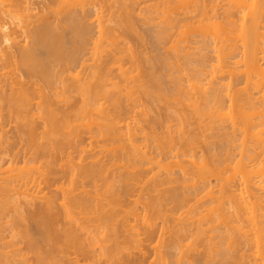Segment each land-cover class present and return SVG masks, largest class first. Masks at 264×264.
Masks as SVG:
<instances>
[{
  "label": "bare ground",
  "instance_id": "1",
  "mask_svg": "<svg viewBox=\"0 0 264 264\" xmlns=\"http://www.w3.org/2000/svg\"><path fill=\"white\" fill-rule=\"evenodd\" d=\"M91 1L94 4L93 0H0V167L5 164L14 166L19 157L23 160L24 153L28 152L26 148H31L34 151L31 154L39 157L38 153L41 156L44 152L47 154L55 148H63L72 135L81 140V129H75L85 126L81 123L80 119L84 118L81 114L90 112L91 115V110H98V106L102 107H99V113L93 111L96 113L93 116L98 119L90 122L97 127L94 126V133L90 128L92 140L101 137L102 140L113 141L110 145L112 152L109 154L108 149L107 153L111 156L106 161H101V155L97 162L92 157L95 161L92 163L88 155L95 153L90 151L92 154H87V158L92 164L87 161L85 164L88 165L79 162L80 168L76 165L79 179H83L82 189L91 181L99 183L106 177V183L103 182V186L107 184L105 190L99 188L88 193V190L79 191L81 187L78 184L76 192L81 193L67 192V189L65 192L64 189L60 204L57 187L56 195L48 188L55 183L54 177L50 176L56 174L53 163H48L50 157L44 160L49 159L46 174L49 173L53 182L45 183L48 194L41 196V188L37 192L29 187L32 182H39L40 176L36 177V171L33 173L27 169L23 176L17 175V179H0V222L7 221L2 227L5 231L1 233L6 235L4 238L11 239L0 245V264H137L138 259L133 256H122L127 259L121 262L122 257L120 260L118 256L126 248L123 244L127 243L128 250V244L133 243L132 249L136 244L139 248L142 235L152 240L159 219L163 222L170 219L169 226L172 221L176 222L175 227L171 225L173 233L172 228L169 232L172 239L162 242L165 250L161 256L160 252L157 253L160 260L156 259V262L160 264H264V0H163L162 6L159 2L156 6H147L145 14L149 17L140 23L149 22L147 25L151 26L158 17L161 18L152 29L147 27L148 30L150 28L146 30L148 33L142 31L147 35H144L147 44L150 40L155 55L143 58L142 67L135 60L138 64L134 70L139 72L135 76L131 74L133 68L126 69L124 61L135 57L131 50L133 43L127 47L128 39H135L142 45L146 42L138 31L141 24L139 28L138 21L134 24L133 6L139 1L112 0L116 11L109 18L106 10L104 12L101 8L100 14L98 6L92 5ZM38 9L40 12L34 14ZM155 13L157 18L155 15L152 17ZM103 17L107 19L103 21ZM123 40L127 42L120 44ZM109 49L112 52L108 55ZM162 50L166 52L162 54ZM97 55H100L99 60ZM101 55L105 56L103 60ZM91 60L95 64H89ZM132 83L135 85L130 88ZM125 84L130 85L121 90ZM122 91H126V95L123 96ZM138 93L146 98L143 102L148 101L149 104L169 103L173 98L176 106L170 108L169 113L173 112L174 119L178 121L177 137L167 127V135L154 140V148L149 143L141 146V139L147 136L150 140L148 136L158 135L154 129L163 122L160 120L162 117L150 116L148 109L149 114L143 113L151 117L150 123H147L148 117L143 122L148 124L145 129L149 135L140 138L138 128H132L124 121L126 132H122L121 118L130 113L129 101L138 108L136 100L142 97L135 98ZM124 97H127L128 106ZM103 101L109 104H106L108 109ZM88 117L87 121H90ZM15 119L19 121H15L19 123L15 130V135L19 134L17 139L7 129ZM78 120L80 124L76 122ZM66 128H71L69 138L62 133ZM41 130L43 132L39 133ZM40 138L43 140L41 143ZM149 140L146 141H153ZM201 140L208 153L207 159L200 160L199 157L197 160L195 153L186 157L183 153L185 159L174 154L178 149L196 150ZM125 141L129 149L124 147ZM18 145L22 146L21 150L26 145L25 151L19 149L24 156L15 151ZM103 146L106 148L105 144ZM81 147L83 151L84 147ZM95 148L89 150L94 151ZM104 148L97 149L96 154L100 151L104 154L107 151ZM125 148L138 158H126ZM49 153L46 156H52ZM118 164L122 166L119 168L121 172L109 174L114 170L110 168H116ZM141 164L154 165L159 173L153 172L152 175L153 168L142 169ZM75 168L72 172L76 171ZM228 170L231 174L226 173ZM140 173L148 177L146 189L143 185L140 191L142 194L143 189L147 190L148 194L146 202L140 203L145 205V213L138 212L136 204L140 199L136 201L134 194H130L133 187L137 186L138 190L141 186L134 184L135 181L139 184L143 181V175L138 179ZM212 178H217L220 188L218 195L211 197L215 193L211 187ZM95 183L93 185L96 186ZM36 185L35 188L41 183ZM125 195L132 196L135 205L119 210ZM208 197L210 199L203 201ZM209 200L211 203L206 204ZM192 202H196L198 207L194 205L192 208ZM204 204L211 206L207 208ZM201 205L206 207V214L198 212L203 207ZM187 207L188 211L177 217L176 212ZM139 219H142V227L136 225ZM125 231L130 233V237L127 232L123 234ZM122 235L127 236V239L125 236L122 239L127 240L124 243H121ZM187 239H192L191 245L186 247L190 251L182 252V244ZM153 241L154 238L150 242ZM200 245L203 247L201 252L198 249ZM244 247L251 250L247 257L242 251ZM7 248L12 252H7ZM18 257L21 260H17Z\"/></svg>",
  "mask_w": 264,
  "mask_h": 264
},
{
  "label": "rangeland",
  "instance_id": "2",
  "mask_svg": "<svg viewBox=\"0 0 264 264\" xmlns=\"http://www.w3.org/2000/svg\"><path fill=\"white\" fill-rule=\"evenodd\" d=\"M86 1H87V0H86ZM93 1H94V4H93L92 1H91V3H92V5H96V6H98V7H96V8L98 9V12L101 11V8H102V11H104V12H105V10H106L105 13H106V15H107L108 18L111 16V14H113L112 12H115V11H116V9H113V8L115 7V6H113V5H114L113 3H115V2H113L114 0H113V1H112V0H96V1L93 0ZM99 1H100L101 3H99ZM106 1H107V3H106ZM110 1H111V2H110ZM137 1H139V2H137L136 4L134 3V6H133V4H132V6L135 8V9H134V10H135V14H134V15H135V17H134V24L136 25V22L138 21L139 24H137V28H139V25L141 24V25H140V29H138V31H139V33H140L141 35H143V40L146 41V39H144V37L147 36L146 33H148V32H146V30L149 31L150 28L152 29V28L154 27V24L157 25L158 23H160V22H159V21H160V20H159L160 17L157 18L156 13L153 14L152 17H155V16H156L155 18H157V21H154V24H153V22H150V24H151V23L153 24V25H151V26H150V25H147L149 22L140 23L139 21H142V20L144 21V20H145L144 18L149 17L148 14H147V15H148L147 17H146V14H145V12L147 13V11H146V10H147V9H146L147 6H151V7H152L153 5L156 6V4L158 5V2L160 3V6H162L164 3L162 4L161 1H162V2H164V1H163V0H137ZM102 2H103L104 4H102ZM141 2H142V3H141ZM95 3H96V4H95ZM98 3H99V4H98ZM105 3H106V4H105ZM111 3H112L113 5H112ZM138 3H141V4H138ZM101 4H102L103 6H104V5H106V6L103 7V6H101ZM107 4H108V5H107ZM161 4H162V5H161ZM135 5H136V6H135ZM138 5H139V6H138ZM108 6H110L111 8H109ZM105 7H106V8H105ZM107 7H108V8H107ZM137 8H138V9H137ZM107 10H108V11L110 10V11L108 12ZM114 10H115V11H114ZM35 11H37V12H35ZM35 11H33V13L35 12L34 14L40 12L39 9H38V10H35ZM104 12H103L102 14H104V16H105V13H104ZM107 12H108L109 15L107 14ZM140 13H141V16H140ZM153 13H154V12H153ZM100 14H101V12H100ZM137 15H139V16H137ZM154 15H155V16H154ZM102 16H103V15H102ZM107 17H105V18L107 19ZM136 17H137V18H136ZM142 17H143V18H142ZM105 18L103 17V19H104L103 21L106 20ZM135 18H136V21H135ZM140 19H141V20H140ZM160 19H161V18H160ZM143 21H142V22H143ZM155 22H156V23H155ZM143 24H145V26H144ZM141 26H142V27H146V28H147L148 26H150V28H149V30H148V28H147V29L145 28L144 30H142V27H141ZM140 30H141V31H140ZM142 31H145L146 33L144 32V33H145V34H144ZM118 33H119V32H118ZM144 35H145V36H144ZM119 36H120V35H119ZM121 38H122V37H121ZM148 38H149V37H147V40H148ZM122 39H123V38H122ZM119 40H121V39H119ZM129 40L131 41V39H128V45H127V47L130 48L129 44H132V43H133V44H132L133 47H132V45H131V47H132L131 50H133L134 53H135V57H134L135 59H134V58H132V59H131V58L128 59V60H130V62H129L128 60H125V61L123 60V61L125 62L126 69H128V68L132 69V68H133V71H132L133 73L131 72V74H132V75L134 74L133 76H135V75H137V74L139 73L138 70H137V71L134 70V68L137 66L136 64L139 63V64H138L139 67L144 66L143 63L141 62L142 59H143V58H146V57H149V56H150V57H151V56H154V55H155V52H153L154 50H152L153 48H152V46H150V44H151L150 40H148V41H149L148 44H147V41L144 42V43H145V44H143L144 46H143L141 43L139 44L138 41H135V39H132L131 43H130ZM125 41L127 42V40H125ZM125 41L123 40V41H120V42L117 41V42H119L120 44H122V43L125 42ZM121 42H122V43H121ZM119 43H118V44H119ZM118 44H117V45H118ZM134 44H136L137 46L134 45ZM140 45H142V46H140ZM105 46H106V45H105ZM138 46H139V49H138ZM149 46H150V47H149ZM140 47H141V48H140ZM142 47H143V48H142ZM144 47H145L146 49H145ZM147 47H148L149 49H148ZM114 48H116V47H114ZM129 48H128V49H129ZM151 48H152V49H151ZM136 50H137V51H136ZM140 50H141L142 53L140 52ZM144 50H145V51H144ZM150 50H151V51H150ZM106 51H107V50H106ZM147 51H148V52H147ZM107 52H108V55H109V53L111 54L112 51L110 52V49H109V51H107ZM107 52H104V53H107ZM143 52H144V55H143ZM149 52H150V53H149ZM163 52H166V51H165V50H164V51L162 50V54H164ZM136 53H137V54H136ZM151 53H152V54H151ZM153 53H154V54H153ZM139 54H140V55H139ZM141 54H142V55H141ZM150 54H151V55H150ZM103 55H106V54H103ZM108 55H106V56H108ZM97 56H98V55H97ZM97 56H95V57L97 58ZM99 56H100V55H99ZM99 56H98V58H97L98 60H99ZM136 56H137V58H136ZM142 56H143V57H142ZM144 56H145V57H144ZM103 57L105 58V56H102V55H101V58H100V59L103 60ZM126 58H128V56H127ZM124 59H125V58H124ZM133 59H134V61L137 59L136 61H137L138 63H136V61L134 62ZM96 61H97V60H96ZM131 61H133L135 64H134L133 62H131ZM139 61H140V62H139ZM98 62H99V61H98ZM98 62H97V63H98ZM128 62H129V63H128ZM90 63H91V65H92V64H95V61L91 60V61L89 62V64H90ZM120 63H122V62L120 61ZM120 63H119V64H120ZM132 63H133V64H132ZM140 63H141V65H140ZM131 64H132L133 66H131ZM122 65H124V63H123ZM135 65H136V66H135ZM120 66H121V64H120ZM127 67H128V68H127ZM134 71H135V72H134ZM132 75H131L130 78L133 77ZM207 80H208V79H207ZM129 81H130V80H129ZM131 81H132V80H131ZM241 82H242V81H241ZM124 83H125V82H123L121 85L123 86ZM130 83H131V82H130ZM127 84H128V83H127ZM129 85H130V84H129ZM129 85L126 86V84H125V88H121V90H122V89L125 90L126 87H129ZM134 85H135V84L132 83L131 86H130V88H133ZM132 86H133V87H132ZM123 93H124V94H123ZM122 94H123V96L126 95V91H122ZM136 95H137V96H136ZM136 95H135V98H137V99H139V97L142 96L141 94H140V95H141V96H140L139 93L136 94ZM138 96H139V97H138ZM124 98H125L124 100H126L125 104H127V106H128V102H127L128 100L126 99L127 97H124ZM145 99H146V98L143 99V96H142L139 100H136V102L138 101L137 103H139V104L137 105L138 108H137L136 106L133 107V106H132V101H129V105L132 107V109H130V108H131L130 106H129L130 108H129V107H128V108L132 111V114H133V115H132V114H131L132 116L130 115L131 111L128 109V111H129L130 113L127 111V114L129 113V115L127 116V115L125 114L126 116H125V115H124V116H125L126 118H124V119L121 118V120H122V122L124 121V122H127L128 124L130 123V125H131L132 128H138L139 137L141 138V137H145V135H149L148 133H150V132H147V133H146L147 129H145V128H147V125H148L147 123H148V122L150 123V119H151L150 116H153V117H154V116H156V117H157V116H158V117H162V119L160 118V120H162L163 122H160V124L157 125L158 128L156 127V128L154 129V130H155V133H157L158 135L160 134V135H159V136L157 135L158 137H157V136H152V137H151V136H148V138H150V140L153 139V141H150L149 139H147V138H146L147 136L145 137V139H141V140H140V141H141L140 144L143 143V145H141V146H144L145 144L149 143L150 147H151V148H154V147L156 146V144H153V143H156V142H154V140L157 141V139H160V138L162 139V138H164V137L167 135V134H166V133H167V130H168L167 127H170L169 130L172 129L174 132H173L172 130H170V131H172V132L174 133L173 135H174L175 137H177L176 135H178V134H176V131L178 130V129H177V128H178V127H177V126H178V121L175 120L176 118L174 117L175 114H173V112H172L171 114L169 113V112H171V110H169V109H170V108H173V107L175 108L176 105H174L175 103H174L173 98L171 99L172 101L170 100L171 103L169 102L171 105H170L169 103H165V102H163V103L161 102L160 104H159V103H154V104L151 103V104H149L148 101H147V102H146V101L143 102ZM175 99H176V98H175ZM104 102H105V101H103L102 103H104ZM172 103H173V104H172ZM106 104H107V103L105 102L104 107L106 106V108H107V107H108L107 105H109V104H107V105H106ZM146 104H149V105H146ZM133 105H136V103H134ZM158 105H159V107H158ZM160 105H161V106H160ZM162 105H163V107H162ZM169 105H170V107H169ZM173 105H174V106H173ZM166 106H167V107H166ZM99 107H100V106H98V110H100V109L102 108V107H100V109H99ZM149 107H150V108H149ZM180 107L182 108L183 106H180ZM109 108H111V107H109ZM133 108H134V109H133ZM135 108H136V109H135ZM107 109H108V108H107ZM147 109H148L150 112H149ZM152 109H153V110H152ZM155 109H156V110H155ZM160 109H161V110H160ZM94 110H96V111L98 112L97 108L94 109ZM94 110H91V111H92V112H91V115H89L90 112H89V113H86V114H85V113L81 114V116L83 115L84 118L86 117V115L89 116V117H88V116H87V117L89 118L90 121H87V117H86L85 119H84V118H83V119H80V120H81V123L85 124V126H84V125H80V126H81V128H80V127H79V124H80L79 120L76 121L77 123H79V124H78V127H79V128H75V129H77L78 131H79V129H81V135H80V138H81V140H82V139H85V142H83L84 140L81 141L80 139H78L77 137H74L73 135H72V136H73L74 138H73L72 136L69 138L68 136H69V132H70V129H71V128H66V130L64 129V130L62 131V133H64V135H66V136L69 138V141H65V142L67 143V145H66V143H65V145H63V146H64V147H63L64 149L61 148V147H62V146H61V147H59V148H55L54 151H51L53 157H52V156H46V155H48V153H49L50 151H49V152L47 151V152H48L47 154L44 152L41 156H40V153H38V156H39V157H36V156H35L36 154H35V155L31 154V153L34 152V151H31V148H30V149H27V148H26V151H28L29 154H28V152H26V153L23 152L24 155L26 154V155L24 156L23 153L21 154V152H20V150L22 149V146L20 147V145H18V146H16V150H15V151H16V152L19 151L20 154H21V156H22V155L24 156V159L22 160V159H20V157H19V158H18L19 160H18L16 163L14 162L15 164L13 163L14 166H12L11 164H10V165L5 164V165H3L4 167L2 166L3 168L0 167V172H1V173H0V175H1V176H0V179H2V178H5V179H7V178L14 179L15 177H16V179H17V175L23 176L24 172H25V171H28V170H29V171L32 170L33 173H36V172H37V173H36V177L40 176V177H38L39 179H37V180H39V182L41 183V185H40V183H39L38 181H36L35 184H34L33 182H32L31 184L29 183V184H30L29 187H30V188H33L34 191H35V189H36L37 192H39V191L42 189V190L40 191V192L42 193V194H40L41 196H43L44 194H48V192H49L50 189H51V191H52V192H50V193L55 192V193H53V194L56 195V191H55V189H56V187H57V194H58V192H59V196H61V197H57V198H58V199L60 198L59 203L61 204V202H62V201H61V198H62V196L64 195V191L66 192V189H67V192H68V191H69V192H70V191H73V192L75 193L76 191H78V190H77V187H78V189H79V185H80V187H81V185H82V187H83V184H84V183L82 184V181H81V180H83V179H79L80 175H79V173H78L79 171H77V170H78V167L80 168V165H81L79 162H81L82 165H88V164H85V163H86L87 161H88L89 163H91V161H89V158H90V160L92 159V163H93V162H95V161H96V162H97V161H100L101 158H102L101 161H102V160L104 161L105 159L107 160L108 157L111 156V155H109L110 152H112V151H111V147H110V145L113 144V141H111L110 139L108 140L107 138H106V140H104V138H103V140H102L101 137H100V139L98 138L99 140H98L97 138H96V139L94 138V140H95L96 142H94V140H92V139H93V138H92L93 134H91V133H94V132L96 131V130H95L96 125H95V124H94V125H91V124L93 123V121H96V120L98 119V118H96L97 116H93V115H96V113L93 114V111H94ZM143 112H147V113L149 112V113H150V116L148 115L149 113L147 114V113H143ZM151 112H152V113H151ZM163 112H165V114H164ZM98 113H99V112H98ZM141 113H142L143 115H142ZM157 113H158V114H157ZM84 114H85V115H84ZM144 114H147L148 116H146V115H144ZM159 114H161V115H159ZM162 114H164L165 116L162 115ZM140 115H141V116H140ZM92 116H93V118H92ZM124 116H123V117H124ZM142 116H143L144 118H143ZM168 116H169V117H168ZM90 117H91L92 120L90 119ZM127 117H128V118H127ZM147 117H148V120H149V121H147V123H146V125H145L144 123L146 122L145 119L147 120ZM149 117H150V119H149ZM170 117H171V118H170ZM94 118H96V119L93 120ZM163 118H164V119H163ZM165 118H166V119H165ZM172 118H173V119H172ZM174 118H175V119H174ZM125 119L128 120V121H126ZM141 119H144V120H141ZM167 119H169V120H167ZM139 120H140V121H139ZM13 121H14V122H15V121H16V122H19V121L16 120V119L13 120ZM141 121H142V122H141ZM143 121H145V122H143ZM14 122H12V123L10 124L11 126L8 125L10 128L8 127L7 129H10V132H11L10 135H12V136H13V135L16 136L15 138L17 139V135H19V134L17 133V134L15 135V130L17 129V128H16V124H17V126H18L19 123H16V122L14 123ZM76 122H75L74 125H76V127H77ZM84 122H85V123H84ZM87 122H88V123H87ZM90 122H92V123H90ZM124 122H123V123H124ZM139 122H140V123H139ZM123 123H121L122 126H123V131H122V132L125 133V132H126V126H127V124H126V123L123 124ZM161 123H162V124H161ZM166 123H167V124H166ZM13 124H15V125H13ZM89 124H90L91 127L89 126ZM125 124H126V125H125ZM12 125L15 126V127H13ZM86 125H88L87 128H86ZM144 125H145L146 127H143ZM159 125H160V126H159ZM161 125H162V126H161ZM94 126H95V127H94ZM124 126H125V127H124ZM133 126H135V127H133ZM165 126H166V127H165ZM12 127H13V128H12ZM83 127H84V128H83ZM164 127H165V128H164ZM171 127H172V128H171ZM14 128H15V129H14ZM90 128H92L91 130L93 131V132L91 131V133H90ZM96 128H97V127H96ZM124 128H125V129H124ZM142 128H143V129H142ZM42 129H43V128H42ZM67 129H68V130H67ZM84 129H86V130H84ZM141 129H142V131H141ZM144 129H145V131H144ZM11 130H12V131H11ZM94 130H95V131H94ZM136 130H137V129H136ZM78 131H76V132H78ZM82 131H84V132H82ZM143 131H144L145 133H143ZM148 131H150V130H148ZM156 131H157V132H156ZM13 132H14V133H13ZM16 132H17V131H16ZM40 132H43V131L41 130V131H39V133H40ZM87 132H88V134H87ZM140 132H141V133H140ZM72 133L74 134L75 132H72ZM83 133H84V134H83ZM162 134H163V135H162ZM40 135H41V134H40ZM155 135H156V134H155ZM161 136H164V137H161ZM154 137H155V139H154ZM76 138H77V139H76ZM71 139H73V140L71 141ZM75 140H76V141H75ZM79 140H80V143H79ZM143 140H144V142H142ZM146 140H147V141L149 140L150 142H147ZM202 140L204 141L203 138H202ZM202 140H201V141H202ZM42 141H43V140H42ZM42 141H41V138H40V139H39V143H41ZM98 141H99V142H98ZM100 141H101L102 143H101ZM103 141H105L104 144H105L106 148H104V146H103V145H104V144H103ZM145 141H146V142H145ZM203 141L200 142L201 144L197 145L196 150H195V149H190V148H189V149L192 150L193 152L190 151L189 149L187 150L188 152L185 151L186 149H184V150H183V149H182V150H179V149H178V150L175 151L174 154H175V155H177V154L179 155V154H180L181 157H183V159H185L186 156L195 153L196 156L198 155V156L196 157L197 160H198L199 157H200V160H201L202 158H203V159H204V158L207 159V158H208V153L205 152V151H207V150H206V147H204V143H203ZM77 142H78V144L82 145V147H84V150H85V151L87 150L88 152L83 153L84 150H83V151L80 150V147H81V146L78 145ZM82 142H83V143H82ZM93 142H94L95 144H94ZM97 142H98V144H97ZM106 142H107L108 144H107ZM109 142H110V143L112 142V143L110 144ZM204 142H205V141H204ZM74 143H75L76 145H74ZM81 143H82V144H81ZM99 143H100V144H99ZM123 143H125V144H123V145H125L124 147H126V146H127V141H125V142H123ZM138 143H139V142H138ZM21 144H22V143H21ZM24 144H25V143H24ZM24 144H22V145H24ZM69 144H70V145H69ZM90 144H92L91 147H90ZM102 144H103V145H102ZM106 144H107V145H106ZM151 144H152V145H151ZM93 145H95L96 148H95V146H93ZM97 145H99V147H100V145H101V146L104 148V151L107 150L106 152H104V151L102 150V152H104V154L106 153L105 156H104L103 153L101 154V151H100L98 154H96V153H97V151H96L97 149H98V151H99L100 149H102V147H100V148L98 147V148H97ZM108 145H109V146H108ZM115 145H116V144H115ZM115 145H114V146H115ZM118 145H119V144H118ZM121 145H122V144H121ZM121 145H120V146H121ZM153 145H154V146H153ZM69 146H71V147H69ZM87 146H88V147H87ZM92 146H93V147H92ZM107 146H108V147H107ZM199 146H200V147H199ZM201 146H202V147H201ZM18 147H19V148H18ZM25 147H26V145L23 147V150H24V151H25ZM27 147H29L28 144H27ZM82 147H81V149H83ZM89 147H90V148H89ZM112 147H113V146H112ZM115 147L118 148L117 146H115ZM203 147H204V148H203ZM20 148H21V149H20ZM60 148H61V149H60ZM74 148H75V149H74ZM87 148H88V149H87ZM92 148H93V149L95 148V150L92 151V150H93ZM126 148H128V147H126ZM126 148H125V149H126ZM19 149H20V150H19ZM89 149H92V150H89ZM108 149H110V151H109V154H108V156H107ZM128 149H129V148H128ZM23 150H21V151H23ZM51 150H52V149H51ZM59 150H61V151H59ZM126 150H127V149H126ZM77 151H78V152H77ZM81 151H82V152H81ZM90 151L93 152V154L95 153V155H90V154H89V153H91ZM95 151H96V152H95ZM129 151H130V150H127V151H125V152L129 153ZM195 151L197 152V154H196ZM19 152H18V155H19ZM54 152H56L57 154L54 153ZM125 152H124V153H125ZM51 153H49V154L51 155ZM53 153H54V154H53ZM127 153H125V157H126V158L129 157L128 159H130V158L137 159V158H138V157L135 158V156L133 157V155H131V153H129L130 155L127 154ZM183 153H185V155H184ZM206 153H207V154H206ZM44 154H45V156H44ZM81 154H82V155H81ZM87 154L90 155V156L88 155L89 158H87ZM91 154H92V153H91ZM126 154H127V155H126ZM182 154H183L185 157L182 156ZM59 155H60V156H59ZM85 155H86V158H87L88 160L85 158ZM101 155H102V156H101ZM204 155H205V156H204ZM206 155H207V156H206ZM27 156H29L30 158H33V159L36 158V159H35V162H33V159H32V161H31V160H28V159H30V158H28ZM32 156H33V157H32ZM34 156H35V157H34ZM81 156H82V157H81ZM95 156H96V157H95ZM97 156H99V157L97 158ZM100 156H101V158H100ZM127 156H128V157H127ZM130 156H131V157H130ZM49 157H50V158H49ZM55 157H56V159H55ZM80 157H81V158H80ZM83 157H84V158H83ZM92 157H94L95 161L93 160ZM105 157H107V158H105ZM22 158H23V157H22ZM25 158H27V159H25ZM38 158H39V159H38ZM42 158H43V159H42ZM46 158H49L50 161L48 162L49 159H47V160L44 162V160H45ZM51 158H52V160H51ZM75 158H76V159H75ZM103 158H104V159H103ZM83 159H85V161H83ZM98 159H99V160H98ZM20 160H21V161H20ZM36 160H38V161L36 162ZM72 160H74V161H72ZM81 160H82L83 162H82ZM106 160H105V161H106ZM28 161H29V162H28ZM30 161H31V162H30ZM71 161H72V162H71ZM19 162H20V163H19ZM46 162H48V163L51 162L50 164L53 163V168H54L56 174L50 176V178L54 177V179H53V178H52V179H53V181H54L55 183H53L52 181H50L49 173H48V175L46 174V173H47L46 171H48L47 168H46V166L48 167V165H49L48 163H47V165H46ZM55 162H57V163H55ZM88 162H87V163H88ZM199 162H200V161H199ZM23 163H24V164H23ZM26 163H27V165H26ZM29 163H31V164H29ZM43 163H44V164H43ZM73 163H75V164H73ZM92 163H91V164H92ZM56 164H57V165H56ZM69 164H70V166H71L72 168L69 167ZM72 164H73V166H72ZM79 164H80V165H79ZM55 165H56V167H55ZM59 165H60V166H59ZM76 165H77L78 167H77ZM89 165H90V164H89ZM119 165H121V164H118L117 166H115L116 168H113V167L110 168V169H114V170H110V173H109V174L112 175V172H114V173H116V174H117L119 171L121 172V170H119V168H121L122 166H119ZM142 165H143V164H141L142 169H148V170H151V169L153 168L154 170H153V169L151 170V171H152V172H151L152 175L158 171L156 168H154V167H155L154 165H151V164H149V165H147V166L143 165V166L146 167V168H143ZM43 166H44V168H46V169L42 168ZM185 166L187 167L188 165L186 164ZM61 167H62V168H61ZM73 167H74V168L76 167V168H75V170H76L75 172H72ZM117 167H118V168H117ZM188 167H190V166H188ZM223 167H225V166H223ZM223 167H219V168H223ZM232 167H233V165H232ZM25 168H26V169H25ZM38 168H39V169H38ZM41 168L43 169V172H41V171H42ZM67 168H69L71 171H70L69 169H67ZM23 169H24V170H23ZM27 169H28V170H27ZM56 169H57V170H56ZM66 169H67V170H66ZM139 169H141V168H139ZM142 169H141V170H142ZM155 169H156V170H155ZM18 170H19L20 172H18ZM38 170H39L40 172H39ZM58 170H60L61 172H63V174H61V172L58 171ZM68 170H69V173H70V174L67 172ZM73 170H74V169H73ZM2 171H3V172H2ZM34 171H36V172H34ZM57 171H58V172H57ZM22 172H23V173H22ZM71 172H72L74 175H73ZM153 172H154V173H153ZM178 172H179V171H178ZM64 173H65V174H64ZM77 173H78V174H77ZM158 173H159V171H158ZM158 173H156V174H158ZM226 173L231 174L229 170H228ZM57 174L61 175L62 177H60V176L57 175ZM71 174L73 175V177H72ZM143 174H144V173H143ZM143 174L140 173V177H138V175H137L138 179H142V177H143V181L141 180L143 183L140 182V184H139V182H136V181H135V183H134V184L137 183L138 185H141V186H138V188H139V187H140V188L137 190V186H136V187H133V190H131L132 193H130V194H134L133 196H134V198L136 197V198H135L136 201H137V198L140 199V200L142 201V202H141L140 200H138V203H139V204H140V203L142 204L144 200H145V202H146V199H147V196H146V195H148V194H146V191H147V190H144V189H143V188L146 189V187H147V186L145 187V182H146V180H147L148 177H145V175H143ZM151 174H150V175H151ZM228 174H226V176H229ZM44 175H45L46 177L48 176L47 178H49V180H47V178L44 177ZM66 175H67V176H66ZM142 175H143V176H142ZM150 175H149V177H150ZM152 175H151V176H152ZM9 176H10V177H9ZM12 176H13V177H12ZM75 176H76V177H75ZM141 176H142V177H141ZM104 177H105V176H104ZM40 178H41V181H40ZM75 178H76V180H75ZM80 178H81V177H80ZM111 178H112V177H111ZM111 178H110V179H111ZM145 178H146V179H145ZM71 179H72V180H71ZM105 179H106V177H105ZM105 179H103V178H102V180L100 179L99 183L96 181V183H97L96 186L93 185L95 182L92 183V181L90 182V180H86V181L90 182V184L87 182V183H88V186L84 185V187L86 186L85 189H82V187H81V189H79V191H82V190H83V191H84V190L87 191V190H88V191H87L88 193H93L95 190H97V189H99V188H100V190H105V185H107V184H105V185L103 186V184L106 183V182H105ZM138 179H137V181H140V180H138ZM216 179H217V178H212V179H210V180H211V187L214 188V191H215V193L212 194L211 197H212V196H217V195H218V192H217V191H218L219 188H220V187L218 186L219 183H218V181H217ZM79 180H80V181H79ZM111 180H112V179H111ZM73 181H74V182H73ZM76 181H77V182H76ZM86 181L84 180L83 182H86ZM48 182H49V183H50V182L53 183V184L50 183V184L53 185V187L48 185V186H49V187H48L49 190L46 189V184H45V183L48 184ZM71 182H72L75 186H73V184H72ZM79 182H81V183H79ZM103 182H104V183H103ZM75 183H76V184H75ZM87 183H86V184H87ZM96 183H95V184H96ZM101 183H102V185H101V186H98V184L100 185ZM141 183H142V184H141ZM147 183H148V182H146V185H148ZM36 184H38V185H40V186H38V185H36ZM58 184H59V186H58ZM60 184H61V185H60ZM69 184H71V185H69ZM78 184H79V185H78ZM34 185H36V186H38V187L35 188ZM54 185H55V186H54ZM56 185H57V186H56ZM77 185H78V186H77ZM143 185H144V187H143ZM97 186H98V188H96ZM134 186H135V185H134ZM51 187L54 188V190H52ZM73 187H76V188L74 189L75 191L71 189V188H73ZM87 187H88V188H87ZM94 187H95V189H94ZM102 187H103V188H102ZM141 187H143L142 189H143V192H144V193H142V194H141V192H140V191H141ZM40 188H41V189H40ZM43 188H44V189H43ZM58 188H59L60 190H58ZM62 188H63V189H62ZM68 188H69L70 190H68ZM64 189H65V190H64ZM93 189H94V190H93ZM63 190H64V191H63ZM89 190H93V191H89ZM44 191H45L46 193H45ZM61 192H63V194H62ZM60 193H61V195H60ZM76 193H77V192H76ZM76 193H75V194H76ZM80 193H81V192H80ZM80 193H77V194H80ZM138 193H139V195H138ZM140 194H141V195H140ZM136 195H137V196H136ZM142 195H143V198H144V199H143V198L141 199ZM41 196H40V197H41ZM127 197H128V198H127ZM130 197H131V198H130ZM139 197H140V198H139ZM123 198H124V202L122 203L121 208H119V210H121V209L124 210L125 207L128 209V205H130V206H131V205H135L134 203H132V202L135 201V199H134L132 196H130V195H129V196H128V195H125ZM125 198H126V199H125ZM129 198H130V199H129ZM96 199L99 200L100 197H99V198H96ZM131 199H133V200H131ZM208 199H210V197H208V198H204L203 201H206V200H208ZM62 200H63V198H62ZM12 201L15 202L14 199H13ZM125 201H126L127 203H126ZM130 202H131V204H130ZM124 203H126V204L124 205ZM138 203L136 204V206L138 207V212L140 211L139 213H141V212H142V213H145L144 210H143V206H145V205L141 206V204L139 205ZM207 203H208V204L211 203L210 200H209V202L207 201L206 204H207ZM138 205H139V206H138ZM194 205H195V208L198 207L197 204H196V202H194V203L192 202V203L190 204L191 207L193 206L192 208H194ZM204 205H205V204H204ZM204 205H201V206H203V207H200V208L198 209V210H199V211H198L199 213H200V212H202V213L204 212L203 214H206L205 211H206L207 209H206L205 206H207V208H208L209 206H211V204H210V205H205V206H204ZM14 207H15V206H14ZM131 207H134V206H131ZM171 207H172V206H171ZM171 207H170V208H171ZM12 208H13V207H12ZM126 208H125V210H126ZM141 208H142V211L140 210ZM170 208H168V209H170ZM185 209H186V208H185ZM185 209H183V210H181V211H177V212H176V213H177V214H176L177 217H179L180 213L184 214L183 212L186 213V212L188 211V207H187L186 210H185ZM204 209H205V210H204ZM184 210H185V211H184ZM123 212H124V214H125V211H123ZM123 212H121L120 214L123 215V214H122ZM173 212H174V211H173ZM167 213H168V214L170 213V214L173 215L172 212H169V211H168ZM174 213H175V212H174ZM168 214H167V215H168ZM11 215H14V214H11ZM176 215H175V217H176ZM170 216H171V215H170ZM173 216H174V215H173ZM168 217H169V216H168ZM140 218H142V217H140ZM141 220H142V219H141ZM141 220L139 219V220L137 221V224H136V225H139V227H140V226L142 227V224H141L142 221H141ZM166 221H168V219H167ZM166 221H164V222H166ZM6 222H7V221H6ZM6 222H5V221H1V222H0V225H2V226H0V228H1V229H0V238H1V239H0V245H1V244L3 245V244H5V243H8V241L11 240L10 237L7 238V239L4 238V237L6 236V235L4 234V232L1 233V231H5V229L2 228V227H3V224L6 223ZM139 222H140V223H139ZM164 222L161 221V219H159V220L156 222V223H157V227H158L159 230L157 229V231L155 232V235H154V237H153V238H154V241H153V242H150V241L153 240V238H152V240L149 241L148 238L145 237V235H144V236L142 235V236H141V240H142V241H140V244H138V245H139V246H138L139 248L136 247V246H137V244H136L135 247H134V249H132L133 246H134V243H133V244H128V247H129V248L131 247L130 249L133 250V251H131L129 248H128V250H127V246H126L127 243L125 242L126 245L123 244V246H125L126 248H124V249L122 250V253H123V254L120 253V255L118 256V257H120L119 259L121 260V257H122V256H125V257H126V256H127V257L129 256V258H132V256H133L134 259H138V263H137V264H158L159 261L156 262V259H159L158 254H159V252H160L159 255L161 256L162 252L165 250L164 246H162V245H163L162 242H164V241H168V240H171V239H172V237H170V236H172V233H173V232H172V231H173V228L171 227V225L174 224V227H175V225H176V224H175L176 222L174 223V221H172L173 224L171 223V225L169 226L170 219H169V222H166V223H168V225H167L166 223H164ZM134 224H135V223H134ZM160 224H161V225H160ZM164 224H166V225H165V228H164ZM217 224H218V223H217ZM169 227H170V228H169ZM207 227H208V226H207ZM161 228H163V229H161ZM166 228H168V229H166ZM171 228H172V230H171ZM164 229H165V230H164ZM161 230H162V231H161ZM170 230H171L172 233H169ZM158 231H160V232L157 234ZM167 231H168V232H167ZM126 232H127V234H126ZM162 232H163V233H162ZM164 232H165L166 234H165ZM128 233H129L128 231H125V233H123V234H126V235L128 236ZM3 234H4V235H3ZM157 235H158V236H157ZM161 235H162V237H160ZM210 235H213V234L211 233ZM3 236H4V237H3ZM124 236H125V235H124ZM124 236L122 235L121 243H122V241H123L122 239L124 238ZM127 236H125V239H127ZM156 236H157V237H156ZM129 237H130V233H129ZM143 237H144L145 239L147 238V240H148L149 242H147V240H146V241L143 240V239H144ZM3 239H4V240H3ZM5 239H6V240H5ZM125 239H124V241H127V240H125ZM124 241H123V243H124ZM141 243H142V244H141ZM191 243H192V239H190V240L187 239L186 241H184V243L182 244L184 247H182V249H181L182 252H183V251H185V252H186V251H187V252L190 251V250L187 249L186 247H188L189 244L191 245ZM129 245H130V246H129ZM200 246H201V247H199L198 249H200L199 251L201 252V251L203 250V247H202V245H200ZM140 247H141V248H140ZM159 247H161L163 250H162L161 248L159 249ZM185 248H186V249H185ZM244 248H246V247H244ZM244 248H243L242 251L245 252L244 255H246V257H247V255L249 256V254H251V252H250L251 250L249 249V250H250V251H249L248 248H246V250H245ZM136 249H137V251H136ZM139 249H140V251H139ZM4 250H5V249H4ZM4 250H2V251H4ZM129 250H130V251H129ZM160 250H161V251H160ZM6 251H7V252H12L11 248H10V249L7 248ZM123 251H127V252L125 253V252H123ZM141 251H142L143 253H142ZM4 252H5V251H4ZM137 252H138V253H137ZM140 252H141L142 254H140ZM124 253H125V254H124ZM129 253H130V254L132 253V254H131V257H130V254H129ZM135 253H136L137 256L135 255ZM157 253H158V254H157ZM144 254H145V255H144ZM240 254H241V253H240ZM138 255H139V258H140L141 256H142V257L139 259V258H138ZM143 255H144V256H143ZM241 255H243V252H242ZM30 256H31V255L29 254V258H30ZM32 257H33V255H32ZM32 257H31V258H32ZM125 257H124V258H125ZM136 257H137V258H136ZM143 257H144L145 259H144ZM157 257H158V258H157ZM18 258H19V257H18ZM18 258H16V259H17V260H21L20 258H19V259H18ZM124 258L122 257L121 262L123 261ZM125 259H127V258H125ZM250 259H251V258H250ZM159 260H160V259H159ZM176 261H177V260H176ZM192 261H193V259L191 260V262H192ZM173 262H175V259H174ZM83 264H84V263H83ZM85 264H89V263L85 262ZM102 264H105V263L102 262ZM106 264H107V263H106ZM159 264H160V263H159ZM175 264H180V263L175 262ZM181 264H183V263H181ZM184 264H185V262H184ZM217 264H218V263H217Z\"/></svg>",
  "mask_w": 264,
  "mask_h": 264
}]
</instances>
